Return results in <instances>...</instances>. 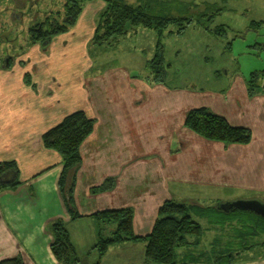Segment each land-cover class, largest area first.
I'll return each mask as SVG.
<instances>
[{
	"label": "crops",
	"instance_id": "1",
	"mask_svg": "<svg viewBox=\"0 0 264 264\" xmlns=\"http://www.w3.org/2000/svg\"><path fill=\"white\" fill-rule=\"evenodd\" d=\"M104 8V0L85 2L70 29L54 36L46 48L34 44L24 58L0 66V163H14L0 181L19 182L0 190V259L20 254L25 264H58L49 225L62 220L78 264H145V241L140 239L110 245L97 258L92 214L131 207L133 231L143 236L151 230L158 206L189 196L192 186H210L217 192L212 196L222 188L225 198L247 194L228 201L264 204V68L261 84L252 90L249 75L234 69L226 87L195 92L152 82L149 70L138 73L140 61L135 67H99L87 44L93 42ZM201 25L214 31L208 23ZM138 29L130 28L123 40L145 31ZM151 40L150 55L140 58L144 68L154 53L152 34ZM220 75L218 71L215 78ZM200 106L248 128L250 140L224 144L184 127L186 113ZM76 110L94 119V127L80 145L69 211L58 185L61 156L43 145L41 134ZM106 179L112 184L101 188ZM172 181L179 182L174 191ZM106 228L105 233L112 229ZM257 245L250 243L241 252L245 258L239 252L227 264H264L253 254ZM259 245L263 248L264 242Z\"/></svg>",
	"mask_w": 264,
	"mask_h": 264
},
{
	"label": "rangeland",
	"instance_id": "2",
	"mask_svg": "<svg viewBox=\"0 0 264 264\" xmlns=\"http://www.w3.org/2000/svg\"><path fill=\"white\" fill-rule=\"evenodd\" d=\"M123 3L132 7L141 6L147 14L154 16L189 18L193 24L181 33H177L176 27L171 24L168 27L170 31L166 30L160 37L154 29L138 26L136 28L145 30L144 33L138 31L136 36L125 40L124 36L119 37V42L112 40L109 44L99 45L91 41L87 44V50L99 67H135L140 61L139 69H134H138V73L141 71L140 74L146 71L148 74L149 69L143 67L140 58L150 55L148 47L152 43V40L149 41L152 34L155 44L159 40L162 45L166 73L164 82L167 86L187 87L195 92L222 89L232 78L231 71L234 69L243 76L256 73L255 83L261 84L264 68V0H123ZM63 4V0H0V66L8 62L7 57H11V62L18 57L24 58L35 45L46 48L47 45L32 43L29 28L37 22H45L44 29L50 28V23L55 20L60 22ZM202 13H212L213 18L208 21L207 14ZM252 20L260 21L259 26H251ZM207 23L211 28L222 26L223 30H219L218 34L210 28H202L204 25L197 26ZM135 47H138V53H142L138 54ZM140 48L143 50L140 51ZM225 69L228 73L224 75ZM218 71L221 75L216 79ZM178 184V181H172V191ZM187 190L186 195L189 196L176 200L191 205L190 215L205 231L199 244L185 245L175 250L177 264H223L229 257L227 253L241 254L250 243L258 244L253 254H257V259H264V247L259 245L264 242V234L261 233L264 217H258L248 210L225 212L214 207L219 200L228 201L235 197H246L247 194L225 198L221 188L219 196H212L217 192L210 186H192ZM215 197L220 199L216 200ZM188 239L191 241L192 237ZM239 258L245 256L241 254ZM240 261L236 260L237 263Z\"/></svg>",
	"mask_w": 264,
	"mask_h": 264
},
{
	"label": "trees",
	"instance_id": "3",
	"mask_svg": "<svg viewBox=\"0 0 264 264\" xmlns=\"http://www.w3.org/2000/svg\"><path fill=\"white\" fill-rule=\"evenodd\" d=\"M87 1L89 0H63L64 11L60 22L55 20L50 23V28L46 29L43 28L45 22H37L29 28L32 43L47 45L54 36L68 31ZM104 1L105 8L98 16L92 38L93 43L99 45L125 36L129 31L128 26H131L130 28L140 26L154 29L160 37L166 30L170 31L168 27L171 24L176 27L177 33L183 32L188 25L193 24V20L189 18L147 14L143 7H132L124 4L123 0ZM202 14L206 15L207 13ZM212 16V13L207 14L208 21L212 19ZM259 24L260 21L251 22L253 27H258ZM222 28V26H215L214 32L220 34L218 31L223 30ZM147 68L152 82L161 83L165 80L163 50L159 40L154 46L152 58L147 61ZM254 76L257 75L253 72L247 80L250 90L255 85ZM183 125L206 140L224 144L246 143L251 138V132L248 128L232 125L224 116L214 113L204 106L190 109L184 117ZM93 127L94 119L90 118L83 110H76L63 116L57 124L41 134L43 145L61 156L62 172L59 176L58 185L69 211H72L73 208L74 171L81 161L80 145L92 132ZM10 168H14L13 162L0 163V178ZM18 183L17 180H13L9 184L0 181V190L6 187H14ZM109 184H112V180L106 179L101 188H106ZM190 206L183 201L164 200L157 208L151 230L143 236H138L133 231V210L131 207L106 209L92 214L98 228L97 238L93 245L97 258L102 257L110 245L140 239L145 241V264H177L175 250L185 245L199 244L205 231V228H202L190 215ZM214 207L216 208V205ZM236 209L238 208H233L232 211ZM73 216L75 217L76 214ZM107 226H111L112 229L105 233ZM49 229L53 235L50 248L57 263L78 264L79 257L70 240L65 223L62 220H55L49 225ZM261 233L264 234V229L261 230ZM189 237H192L191 241H189ZM227 254L229 257L223 264L229 263L231 257L239 254V252ZM0 264L25 263L22 256L17 254L0 259Z\"/></svg>",
	"mask_w": 264,
	"mask_h": 264
},
{
	"label": "water",
	"instance_id": "4",
	"mask_svg": "<svg viewBox=\"0 0 264 264\" xmlns=\"http://www.w3.org/2000/svg\"><path fill=\"white\" fill-rule=\"evenodd\" d=\"M216 208L222 209L224 211L238 208L242 210L252 211L257 215L264 217V204L254 199H235L225 202H217Z\"/></svg>",
	"mask_w": 264,
	"mask_h": 264
},
{
	"label": "flooded vegetation",
	"instance_id": "5",
	"mask_svg": "<svg viewBox=\"0 0 264 264\" xmlns=\"http://www.w3.org/2000/svg\"><path fill=\"white\" fill-rule=\"evenodd\" d=\"M7 58H8V60H10L11 57H7ZM6 60H7V59H6Z\"/></svg>",
	"mask_w": 264,
	"mask_h": 264
},
{
	"label": "bare ground",
	"instance_id": "6",
	"mask_svg": "<svg viewBox=\"0 0 264 264\" xmlns=\"http://www.w3.org/2000/svg\"><path fill=\"white\" fill-rule=\"evenodd\" d=\"M257 215V214H256Z\"/></svg>",
	"mask_w": 264,
	"mask_h": 264
}]
</instances>
